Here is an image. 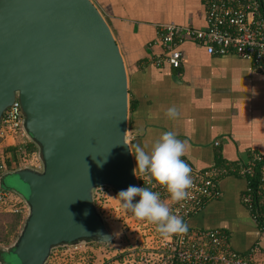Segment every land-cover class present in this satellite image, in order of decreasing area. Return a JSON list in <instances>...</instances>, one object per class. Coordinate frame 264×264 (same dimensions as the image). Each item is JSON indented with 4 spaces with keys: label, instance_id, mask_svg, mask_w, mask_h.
Here are the masks:
<instances>
[{
    "label": "water",
    "instance_id": "1",
    "mask_svg": "<svg viewBox=\"0 0 264 264\" xmlns=\"http://www.w3.org/2000/svg\"><path fill=\"white\" fill-rule=\"evenodd\" d=\"M16 99L41 166L0 176L28 208L0 264H48L58 247L110 244L95 190L140 185L126 61L93 0H0V122Z\"/></svg>",
    "mask_w": 264,
    "mask_h": 264
},
{
    "label": "crops",
    "instance_id": "2",
    "mask_svg": "<svg viewBox=\"0 0 264 264\" xmlns=\"http://www.w3.org/2000/svg\"><path fill=\"white\" fill-rule=\"evenodd\" d=\"M113 24L125 55L129 77L128 136L150 151L161 133L173 130L188 141V156L199 169L225 161L238 167L252 151L264 150V74L236 54H209L187 39L179 45L185 57L179 68L158 67L154 56L157 25L177 23L204 27L205 0H93ZM130 105V102H129ZM176 105L181 116L165 110ZM224 167V166H223ZM246 179L236 172L220 180L222 196L190 221V227H226L233 249L264 262V229L242 202Z\"/></svg>",
    "mask_w": 264,
    "mask_h": 264
},
{
    "label": "built area",
    "instance_id": "3",
    "mask_svg": "<svg viewBox=\"0 0 264 264\" xmlns=\"http://www.w3.org/2000/svg\"><path fill=\"white\" fill-rule=\"evenodd\" d=\"M205 10L204 27L169 22L157 25L155 44L162 43L164 49L162 55L154 56V63L158 67L169 64L173 68H179L185 57L179 45L191 39L204 45L209 54H236L249 61L256 71L264 74V0H205ZM23 123L21 104L16 99L5 110L0 122V176L11 170L8 161L12 163L15 159L13 151L7 147L24 146L30 141ZM30 156L35 161L33 165L40 167L36 152ZM192 166L195 187L189 190L191 196L180 203L172 201L167 191L155 182L149 185L146 180L143 181V177L137 180L140 187L158 191L161 199L174 212L184 216L189 224L210 201L222 196L220 180L224 175L236 172L245 179L247 176H257L256 186L251 180H246L242 202L252 212L258 224L264 222V150L252 151L247 161L236 168L213 165L199 169ZM103 188L105 187L95 190L96 204L97 198L105 199L100 192ZM9 192L10 190L0 186V207L6 211L27 214L26 204H9ZM152 225L156 240L153 245L146 246L148 250L139 255L137 264H264L254 258L253 254L246 256L233 249L229 235L222 228L189 226L186 233L164 238L156 231V226Z\"/></svg>",
    "mask_w": 264,
    "mask_h": 264
},
{
    "label": "clouds",
    "instance_id": "4",
    "mask_svg": "<svg viewBox=\"0 0 264 264\" xmlns=\"http://www.w3.org/2000/svg\"><path fill=\"white\" fill-rule=\"evenodd\" d=\"M165 115L170 120H177L181 112L176 105H171ZM189 148L188 141L179 139L173 130L161 133L150 151L137 144L134 174L137 176L138 171L137 178L143 177L149 185L155 182L162 186L172 201L180 203L191 196L189 190L195 187L191 163L194 157L187 155ZM112 199L119 200L121 208L126 213L131 212L137 220L154 224L164 238L188 230L189 224L184 216L174 212L161 199V194L149 187L129 186Z\"/></svg>",
    "mask_w": 264,
    "mask_h": 264
},
{
    "label": "rangeland",
    "instance_id": "5",
    "mask_svg": "<svg viewBox=\"0 0 264 264\" xmlns=\"http://www.w3.org/2000/svg\"><path fill=\"white\" fill-rule=\"evenodd\" d=\"M128 139L131 143V139L129 137ZM14 158L13 168L35 163L32 156H22L21 152H18L17 158L16 156ZM100 192L104 194L105 199L97 198V206L115 235L114 242L108 245L90 242L58 247L53 250L48 264H137L139 255L147 252L146 246L154 244L156 237L152 224L137 220L131 212L126 213L121 208L119 200L112 199L118 192L107 187ZM9 204L21 206L25 202L19 193L10 190ZM4 212L7 211L0 208V213ZM25 217L26 214L23 215V221ZM5 220L7 216H4L0 224H5ZM120 255H123L122 258ZM256 259L262 261L259 257Z\"/></svg>",
    "mask_w": 264,
    "mask_h": 264
},
{
    "label": "trees",
    "instance_id": "6",
    "mask_svg": "<svg viewBox=\"0 0 264 264\" xmlns=\"http://www.w3.org/2000/svg\"><path fill=\"white\" fill-rule=\"evenodd\" d=\"M112 25L110 24V26H111V28H112V30L114 32V35H115L116 31H115L114 26H112ZM116 39H117V37H116ZM117 41H118V39H117ZM118 44H119V42H118ZM122 53H123V50H122ZM123 55H124V53H123ZM124 57H125V55H124ZM129 102H130V105H129L130 109H132L135 106V103L132 100L129 101ZM131 145H132V150H133V152L135 154L136 142L132 141ZM7 149L8 150H12L13 153H14V156H16V158H17V153L19 151L21 152L22 156L23 155L24 156H28V155H30V154H32V153L37 151V147L31 141H28V143L25 144L24 146L14 145V146L7 147ZM225 163H226L225 161H222L219 164H223L221 167H223V166L225 167ZM192 165H194V164H192ZM8 167H9V169H12V167H13V164L10 161H8ZM257 172H258V170L256 168L255 173H257ZM238 175H240V174L238 173ZM246 180H251L252 183H254L253 184L254 186L257 185L256 182H255L257 180V176H254V178H252L251 176H247ZM1 209H3V208H1ZM4 216H7V220H5L6 221L5 224H0V247L10 244L16 238V236H17L18 232L20 231V229L22 227V224H23V215L20 214V213L11 212V211L0 213V221H3ZM260 225H261V227L263 229L264 222L261 223ZM218 228H222V229H224L227 232V234L229 235V242H230V232H229V230L226 227H218ZM113 242H114V240L111 243H113ZM121 256H123V255H120V257Z\"/></svg>",
    "mask_w": 264,
    "mask_h": 264
}]
</instances>
